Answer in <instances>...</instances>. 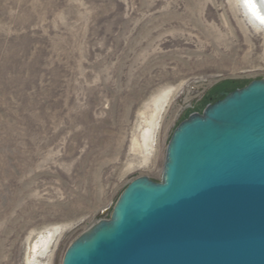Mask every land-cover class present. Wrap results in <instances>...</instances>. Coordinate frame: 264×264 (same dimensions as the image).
I'll return each mask as SVG.
<instances>
[{"label": "rangeland", "instance_id": "374dc122", "mask_svg": "<svg viewBox=\"0 0 264 264\" xmlns=\"http://www.w3.org/2000/svg\"><path fill=\"white\" fill-rule=\"evenodd\" d=\"M254 80L264 28L235 0H0V264L65 227L38 263L61 264L132 180H160L181 121ZM168 91L144 159L141 113Z\"/></svg>", "mask_w": 264, "mask_h": 264}, {"label": "water", "instance_id": "95a60500", "mask_svg": "<svg viewBox=\"0 0 264 264\" xmlns=\"http://www.w3.org/2000/svg\"><path fill=\"white\" fill-rule=\"evenodd\" d=\"M191 113L61 264H264V80Z\"/></svg>", "mask_w": 264, "mask_h": 264}, {"label": "bare ground", "instance_id": "6f19581e", "mask_svg": "<svg viewBox=\"0 0 264 264\" xmlns=\"http://www.w3.org/2000/svg\"><path fill=\"white\" fill-rule=\"evenodd\" d=\"M246 20L256 27L264 28V0H235ZM171 91L163 92L156 96L149 104L144 106L141 113V121L144 129L139 137L133 140V153H141L144 159L153 149V134L157 127V122L162 108L169 103ZM189 98H186L188 101ZM66 231L65 227L38 232L28 241L25 256V264H38L39 259L45 257L49 252L52 242H57L58 238Z\"/></svg>", "mask_w": 264, "mask_h": 264}, {"label": "trees", "instance_id": "16d2710c", "mask_svg": "<svg viewBox=\"0 0 264 264\" xmlns=\"http://www.w3.org/2000/svg\"><path fill=\"white\" fill-rule=\"evenodd\" d=\"M232 91V90H231ZM220 92H226V91H220ZM220 92L218 93V98L220 99ZM230 92V91H229ZM218 100V99H217ZM216 101V100H215Z\"/></svg>", "mask_w": 264, "mask_h": 264}]
</instances>
